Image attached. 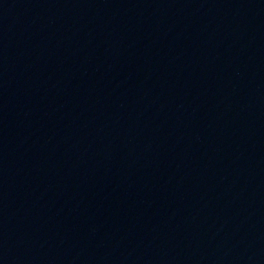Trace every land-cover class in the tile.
<instances>
[{
    "label": "water",
    "instance_id": "obj_1",
    "mask_svg": "<svg viewBox=\"0 0 264 264\" xmlns=\"http://www.w3.org/2000/svg\"><path fill=\"white\" fill-rule=\"evenodd\" d=\"M0 264H264V0H0Z\"/></svg>",
    "mask_w": 264,
    "mask_h": 264
}]
</instances>
